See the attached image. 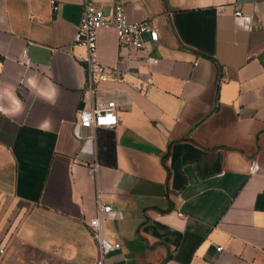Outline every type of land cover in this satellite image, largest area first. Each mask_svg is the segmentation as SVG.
Listing matches in <instances>:
<instances>
[{"label": "crops", "instance_id": "obj_1", "mask_svg": "<svg viewBox=\"0 0 264 264\" xmlns=\"http://www.w3.org/2000/svg\"><path fill=\"white\" fill-rule=\"evenodd\" d=\"M55 2L0 0L1 263L95 264L99 199L106 264H264V0H124L159 39L100 29L95 92L82 0ZM109 99L118 125H78Z\"/></svg>", "mask_w": 264, "mask_h": 264}, {"label": "built area", "instance_id": "obj_2", "mask_svg": "<svg viewBox=\"0 0 264 264\" xmlns=\"http://www.w3.org/2000/svg\"><path fill=\"white\" fill-rule=\"evenodd\" d=\"M55 1L51 0L54 9L57 8ZM82 6L81 22L73 39L75 43L83 44L87 49L83 59L87 64L89 87L95 92L98 83L108 79L106 66L100 62L98 57V32L100 29L113 28L121 47H131L137 50H146L147 40L157 41L159 31L148 20H130L125 12L124 0H115L110 13H106L97 4V0H82ZM26 56L24 53L23 61H26ZM145 59L152 64L159 61L157 57L151 54L146 55ZM119 122L118 103L114 99L107 100L103 105L79 111L78 125L80 127L116 126ZM112 213V205L98 199L97 213L88 221V227L97 239L99 247V257L95 264H106V256L122 246L121 242L110 240L103 233V220ZM218 249L221 250L222 247ZM4 253L5 248L0 246V264H2Z\"/></svg>", "mask_w": 264, "mask_h": 264}, {"label": "water", "instance_id": "obj_3", "mask_svg": "<svg viewBox=\"0 0 264 264\" xmlns=\"http://www.w3.org/2000/svg\"><path fill=\"white\" fill-rule=\"evenodd\" d=\"M241 2L254 1V0H240Z\"/></svg>", "mask_w": 264, "mask_h": 264}]
</instances>
